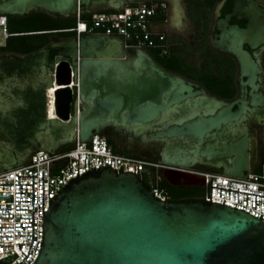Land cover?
<instances>
[{"label":"water","instance_id":"obj_1","mask_svg":"<svg viewBox=\"0 0 264 264\" xmlns=\"http://www.w3.org/2000/svg\"><path fill=\"white\" fill-rule=\"evenodd\" d=\"M132 1L8 0L0 4V14H22L36 5L70 15L79 9L91 12L94 6L122 8ZM242 6L237 0L236 10ZM247 7L253 12L248 28L227 27L228 22L220 20L216 41L240 60L239 100L227 103L210 95L167 70L147 49L126 48L120 37L88 34L62 43V51L41 49L10 64L11 74L31 77L34 86L40 82L32 73L39 78L49 73L62 87L49 92L47 111L38 101L44 90L28 99L30 110L18 117V126L7 125V135L17 149L41 144L40 149L54 153L77 138L85 142L117 130L139 137L143 144H163L160 162L165 165L190 169L202 163L229 176L246 177L252 170L249 120L264 105L263 93H255L260 69L243 48L246 42L264 41V10L252 0ZM59 52L70 62L58 58L56 64L53 57ZM257 117L264 119V112ZM21 155L7 151L4 170L23 164ZM19 176H33V200H26L33 201V217H20L33 218V234L17 235H33L34 240V174ZM164 176L174 185L205 183L174 169ZM0 185L11 188L12 183ZM10 196H0V201ZM44 204L43 170L44 243L33 264H264V220L219 202L161 200L138 174L119 173L114 167L85 171L67 183L48 211ZM16 255L0 261L11 262Z\"/></svg>","mask_w":264,"mask_h":264},{"label":"built area","instance_id":"obj_2","mask_svg":"<svg viewBox=\"0 0 264 264\" xmlns=\"http://www.w3.org/2000/svg\"><path fill=\"white\" fill-rule=\"evenodd\" d=\"M88 14L89 18H84ZM166 18V11L155 3H127L122 8H109L90 13L79 10L77 24L70 30L77 38L88 34H105L123 39L128 49L144 48L158 51L161 56L169 53V39L159 23ZM9 35L6 16L0 15V42ZM74 83L72 87H74ZM68 150L54 153L44 149L34 151L27 163L0 172V258L14 256L11 262L0 264H33L44 243L43 219V170H44V211H48L56 195L75 177L88 170L117 168L134 174H145L151 184L153 194L169 201V194L161 186L165 179L164 169L186 170L151 161L141 156L117 152L107 136L95 134L89 141L77 138ZM248 173L246 177H233L215 171H193L205 183L203 199L219 202L264 220V163ZM34 174V240L33 235V175ZM27 183V184H26ZM21 184L23 185L21 188ZM4 187V188H3ZM21 200V202H20ZM7 208V209H6ZM21 208V209H20ZM33 241V243H32ZM19 243H23L21 249ZM32 244V246H31ZM31 246V249H30ZM30 250V252H29Z\"/></svg>","mask_w":264,"mask_h":264},{"label":"flooded vegetation","instance_id":"obj_3","mask_svg":"<svg viewBox=\"0 0 264 264\" xmlns=\"http://www.w3.org/2000/svg\"><path fill=\"white\" fill-rule=\"evenodd\" d=\"M8 0H0V4ZM222 0H135L132 4L155 3L166 11V18L159 23L160 30L167 33L169 42L174 41L180 51L184 54L185 59L190 65L196 68H203L204 64L208 65L209 75L213 78H222L224 83L222 86H215L214 83L205 85L203 82L192 77L173 70H167L185 77L186 79L197 83L204 88L207 93L225 100L227 103H233L242 97V68L239 58L222 48H219L216 41L219 39L221 30L219 29L220 20L227 21L228 26L237 25L240 28H248L251 23L252 10L247 7L248 0H240L242 7L236 10L237 0H225L220 9L217 11L219 3ZM258 8L264 10V0H252ZM27 8L22 14L3 13L6 16L9 27V35L0 42V172L5 169L6 162L2 160L7 151L16 154L21 153L20 162L27 163L34 151L42 148L41 144L15 148V143L10 140L6 133L8 124L19 125L18 117L22 116L23 111H29L30 105L27 104L28 99L38 96L40 90H44L45 95L38 101L48 110L49 92L52 88H60L56 83L54 75L45 73L41 78L32 73L37 78L40 85L34 86L33 79L29 76L21 77L20 72L11 74L9 69L11 63L17 59H21L37 53L41 49L47 51H62L60 45L66 41L77 38V34L71 31L69 27L55 26L56 19L64 17L71 20L78 19V12L70 15H61L37 7ZM109 9L104 6H94L91 12ZM85 13H90L86 12ZM39 16L45 17L47 20L46 28H35ZM243 48L248 51L255 63L258 65L260 72L257 73V84L260 88L255 93L262 92L264 95V41L257 44L246 42ZM70 62V57L62 52L55 53L53 60L57 64V59ZM162 65V64H161ZM44 79L45 81H42ZM245 80L247 78H244ZM52 81V85L50 84ZM77 92V86H74ZM252 88L249 87V91ZM32 93V94H31ZM250 104L251 96L248 95ZM251 107H253L250 104ZM238 105H234L237 109ZM264 105L258 106L256 112L249 120L250 135L252 138L251 154L252 168H258L264 163V119L260 120L257 113L263 114ZM109 139L117 143V147L122 152H129L139 155L151 161H160L163 144L150 143L143 144L139 137H129L126 133L112 130L108 136ZM71 144H63L58 150H66ZM257 157L256 161L253 157ZM164 171H167L164 169ZM185 174H192L193 171H215L218 169L206 164L199 163L193 168L186 170H178ZM169 185L176 188L201 186L171 184L166 178Z\"/></svg>","mask_w":264,"mask_h":264},{"label":"trees","instance_id":"obj_4","mask_svg":"<svg viewBox=\"0 0 264 264\" xmlns=\"http://www.w3.org/2000/svg\"><path fill=\"white\" fill-rule=\"evenodd\" d=\"M90 16L88 14H84V18H89ZM77 24V20L74 21V23L70 26L69 28L75 27ZM49 27L47 25V20L43 16H39L35 25V28H46ZM154 58L162 64L164 67H167L170 70L183 73L185 75H191L192 77L198 79L199 81L203 82L205 85H209L210 83H214L215 86H222L224 83V80L222 78H213L212 76L209 75V70H208V65L204 64L203 68L198 69L194 65H190L188 61L185 59L184 54H182L178 47V45L172 41L169 42V53L165 56H161L158 51L149 49L148 50ZM195 68V70H194ZM194 70L196 72L197 76H195L194 72H191ZM109 139V138H108ZM110 144L115 148L117 152H120L122 154H127V155H134V156H139L136 154H132L129 152H122L115 142L111 139H109ZM72 145H69L66 150L70 149ZM140 177H142L145 181V183L151 188V184L149 182L148 177L145 174H140ZM161 186L167 191L169 194V201H176V202H186V201H192V200H197V201H203V197H198L196 196L189 188H176L172 187L167 183V181L164 179L161 182ZM198 189H201V191H205V186H197Z\"/></svg>","mask_w":264,"mask_h":264},{"label":"rangeland","instance_id":"obj_5","mask_svg":"<svg viewBox=\"0 0 264 264\" xmlns=\"http://www.w3.org/2000/svg\"><path fill=\"white\" fill-rule=\"evenodd\" d=\"M76 19H74V20H71L70 18H67V17H64V18H62V19H56L55 21H54V25L55 26H59V27H68V26H70V25H72L73 23H74V21H75ZM174 41H172V43H173ZM179 49H180V47H179ZM182 53V52H181ZM183 54V53H182ZM194 70H195V68H194ZM194 70H192L191 72H194ZM194 74H195V76H197V75H199V74H197L196 72H194ZM115 144L117 145V143L115 142ZM256 159H257V157H253V160H255L256 161ZM257 170L258 171H260V169L259 168H257ZM186 188V187H185ZM187 188H189L190 190H193L192 192L196 195V196H198V197H203V195H204V193H205V191L203 192V191H201V189H198L196 186H191V187H187Z\"/></svg>","mask_w":264,"mask_h":264},{"label":"bare ground","instance_id":"obj_6","mask_svg":"<svg viewBox=\"0 0 264 264\" xmlns=\"http://www.w3.org/2000/svg\"><path fill=\"white\" fill-rule=\"evenodd\" d=\"M61 75H62V76L65 75V71H64L63 67H62L61 70H60V76H61ZM62 76H61V77H62ZM53 109H54V108H53V105H52V106H51V113H53Z\"/></svg>","mask_w":264,"mask_h":264}]
</instances>
